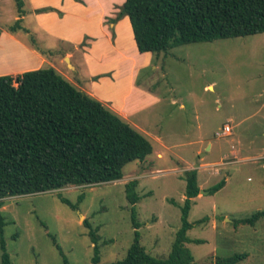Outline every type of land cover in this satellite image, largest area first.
Returning a JSON list of instances; mask_svg holds the SVG:
<instances>
[{"label":"rangeland","instance_id":"obj_1","mask_svg":"<svg viewBox=\"0 0 264 264\" xmlns=\"http://www.w3.org/2000/svg\"><path fill=\"white\" fill-rule=\"evenodd\" d=\"M15 4L0 0V76L53 68L72 85L84 86L97 97L123 98L126 111L116 101L104 106L148 140L153 152L142 162L125 165L123 177L115 182L1 200L0 240L10 264H90L94 248L85 221L97 230L98 264L124 259L135 232L132 206L124 191L131 180L138 182L140 199L134 209L139 242L150 256L166 258L181 227L184 175L189 170L196 171L199 191L204 192L192 200L187 217L192 226L186 233L191 241L186 247L194 263L223 264L235 254H246L235 264H264V218L252 226L236 224L264 212V33L151 53L149 64L135 75V92L130 96L123 71L118 76L114 73L113 79L109 75L108 83L90 82L95 65L98 73L118 67L120 51L118 55L116 49L109 51L107 38L97 36L101 39L96 45L104 50L92 54L89 68L78 38L73 39L80 31L73 30V21L49 35L29 16L20 22L23 30L12 33L8 27L18 16ZM29 49L39 61L28 57ZM124 50L138 63L147 61L145 56L138 59L143 55L138 51L130 53L126 44ZM136 96L145 103L138 113L129 110ZM225 124L230 133L222 135ZM157 152L162 158H157ZM222 181L224 186L210 194ZM1 254L0 247V264Z\"/></svg>","mask_w":264,"mask_h":264},{"label":"trees","instance_id":"obj_2","mask_svg":"<svg viewBox=\"0 0 264 264\" xmlns=\"http://www.w3.org/2000/svg\"><path fill=\"white\" fill-rule=\"evenodd\" d=\"M14 1L18 16L8 27L12 33L23 30L20 22L25 16L24 0ZM121 16L127 17L141 54L264 33V0H125ZM152 151L140 133L53 68L0 76V201L66 186L115 182L123 177L125 165L144 161ZM184 180L181 227L164 259L150 256L140 244L134 209L140 199L138 182L125 184L126 199L132 206L134 240L124 259L109 264H195L186 247L191 242L186 233L192 226L187 221L192 199L199 194L196 171H186ZM223 186L224 181L209 193ZM61 202L70 204L66 199ZM262 218L264 212L258 211L236 224L252 226ZM84 224L94 248L90 264H98L97 230L87 221ZM2 227L0 219V232ZM0 247L1 264H10L2 238ZM246 256L235 254L223 264H235Z\"/></svg>","mask_w":264,"mask_h":264},{"label":"crops","instance_id":"obj_3","mask_svg":"<svg viewBox=\"0 0 264 264\" xmlns=\"http://www.w3.org/2000/svg\"><path fill=\"white\" fill-rule=\"evenodd\" d=\"M124 1L125 0H24L26 9H25V16L23 17V21L26 20L29 16L35 17L36 27L39 30L49 35H56L59 30L65 27L64 25L66 22L73 21V30H80L77 34L74 35L73 39L78 38V42H79L78 47L82 48L85 63H87L89 68L92 67L90 65V63H92V54L95 56L97 53H100L101 51L104 50V49H100L101 47L100 44L96 45L97 39L99 40L102 37L107 38L109 46L111 47L109 51H113V49H116L117 55L118 52L120 51L121 57L117 59L118 67L115 65H112L111 67H105L106 71L98 73L96 71V65H95L93 69L95 72L93 74H89L90 82L96 84L99 83L100 81L101 82L106 81V83H108L107 81H109L108 80L109 75H111L110 77H112L111 79H113L112 75H114V73L118 72L117 74L118 76L123 71V73L125 74L124 81L126 80L128 81L127 82L128 84L125 87L126 93L131 96L133 95V92H135L134 91L135 89L133 88L135 75L137 72H139L138 71L139 68L143 67V65L145 64H149L151 53H142L143 55L138 56L139 60L144 56L147 58V61L142 63H138L137 61H135L132 58L133 56H126L127 55L126 51L129 48L127 50H124L125 44L132 49L133 52L130 53H134V52L136 53L137 49L135 46V42L133 40L131 26L129 24L127 17L125 16L118 17L120 8L123 6ZM43 8H50L52 10L41 12L40 10ZM2 34L3 32H1V36ZM100 35H102L101 38H97V36ZM8 36L9 39L15 40V37H13V35L8 34ZM120 37L121 38L123 37L122 44L120 41ZM60 38H63V36H61ZM119 41L120 43H118ZM28 57L29 58L32 57L34 61L35 60L39 61L38 59L39 56L34 50L29 49ZM120 59H122V63ZM128 59L132 61L128 62ZM36 69L38 68L32 70H36ZM18 73L19 72L17 71L14 72L13 77L20 75L24 72H21L20 74ZM113 84L114 82L109 83V85H113ZM73 86L77 87L75 85ZM207 88L210 89L212 88V86L208 85ZM77 89L93 97L102 104L104 102H111V101L119 102L118 105L121 106L123 111H126V108L122 105V101H121V99L123 98H118L116 100L115 99L112 100L111 98H103V97L100 98L97 97L92 90L84 88V86H82L81 88L77 87ZM121 91H123V89ZM139 94L141 93L139 92ZM135 98L131 100L129 110L130 112L138 113L143 110L145 103L142 101L140 102L138 100L139 97H137L136 99ZM103 105H105V103ZM156 156L157 158H162V154L160 152H157ZM198 187L200 190L199 184ZM199 196H201V194H198L197 197Z\"/></svg>","mask_w":264,"mask_h":264},{"label":"built area","instance_id":"obj_4","mask_svg":"<svg viewBox=\"0 0 264 264\" xmlns=\"http://www.w3.org/2000/svg\"><path fill=\"white\" fill-rule=\"evenodd\" d=\"M229 133H230V126L228 124H225L222 127V135H226V134H229Z\"/></svg>","mask_w":264,"mask_h":264},{"label":"water","instance_id":"obj_5","mask_svg":"<svg viewBox=\"0 0 264 264\" xmlns=\"http://www.w3.org/2000/svg\"><path fill=\"white\" fill-rule=\"evenodd\" d=\"M200 194H203L204 192L203 191H199Z\"/></svg>","mask_w":264,"mask_h":264}]
</instances>
